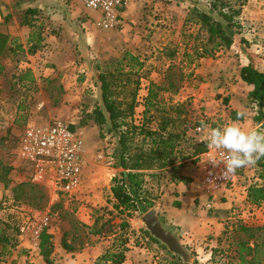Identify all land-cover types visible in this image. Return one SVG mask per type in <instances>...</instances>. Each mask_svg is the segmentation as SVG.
Returning <instances> with one entry per match:
<instances>
[{
    "label": "rangeland",
    "instance_id": "1",
    "mask_svg": "<svg viewBox=\"0 0 264 264\" xmlns=\"http://www.w3.org/2000/svg\"><path fill=\"white\" fill-rule=\"evenodd\" d=\"M25 2L28 0H0V30L11 37L9 50L0 56V264H115L103 257L124 247L128 249L125 256L129 250L138 251L133 264H185L165 245L148 237L141 222L146 212L140 210L128 217L114 208L112 184L121 171L115 156L118 136L109 134L108 127L101 130L92 113L101 101L100 71L113 70L116 60L131 52L145 63L136 124L144 120L145 99L154 85L158 90L156 107L147 116L153 119L154 128L173 120L168 130H178L184 120L193 136L200 134L198 128L208 129L203 125L228 123L230 102L236 93L232 89L243 63L240 54L226 48L197 58L196 51L201 52L203 47L211 50L213 45L208 43L206 29L190 16V9L212 12L211 0H130L123 23L114 29L95 26V12L84 10L65 28L48 29L52 36H63L65 47L61 52L44 38L46 26L27 12ZM27 21L30 24L26 25ZM238 21L239 28L233 29L237 31L235 38L242 39L248 53L264 64V0H249ZM245 94L244 90L236 93V100L242 98L255 122L264 125L258 105ZM60 122L83 141L81 186L74 193L61 191L49 180L34 182L32 165L19 153L20 137L28 128ZM182 147L187 148L186 143ZM196 159L187 162L198 166ZM163 173L145 172L144 191L155 204L160 198L161 181L174 177L171 172ZM235 173L246 185L248 181L264 184V158ZM23 182L28 186L16 191ZM229 211L232 214L224 220L214 256L204 258L190 251L196 264L240 263V243L248 240L246 234L238 232L242 226L264 235V202L260 206L233 205ZM33 213L49 217V224L37 238L19 231L22 221ZM100 214L106 215L104 233L91 235L89 227ZM43 233L51 236L54 245L50 263L41 254ZM64 236L75 248L73 252L63 248ZM29 240L35 248L28 245ZM249 242L254 246V239Z\"/></svg>",
    "mask_w": 264,
    "mask_h": 264
},
{
    "label": "trees",
    "instance_id": "2",
    "mask_svg": "<svg viewBox=\"0 0 264 264\" xmlns=\"http://www.w3.org/2000/svg\"><path fill=\"white\" fill-rule=\"evenodd\" d=\"M248 1L211 0L212 12L196 7L190 9V16H194V22L200 24L201 29H206L208 43L213 45L211 50L203 47L201 52L196 51L197 58L212 56L216 48L230 49L233 46L237 34V31L233 29L239 28L238 19ZM27 12L31 16L37 13L34 10ZM28 24L30 23L27 21L26 25ZM9 42V35L0 32V56L9 50ZM115 63L113 70L100 71L98 86L101 101L94 109L92 116L101 130L108 127L109 134L114 133L118 136L115 156L117 167L121 171L113 179L112 184L114 208L119 214L132 217L135 212L140 210L147 212L155 206V200L150 198L143 189L145 172L168 170L176 177L179 167L189 159L196 162V158L204 153L206 145L205 142H197L195 135H190L191 127L184 120L177 126L178 130H168V125L175 122L173 120L163 121L157 128L153 127V119L147 116L151 109L156 107L154 101L158 97V90L155 89V85L149 87L145 99L144 120L141 125L136 124L135 114L139 107L141 71L145 63L131 52H125L123 57ZM240 75L244 82L253 87L249 97L256 102L264 119V72L253 65H248L241 69ZM236 115V111L231 112V120H235ZM80 125L84 126L85 122ZM72 129L75 130L74 127ZM183 143H186L187 148H191L192 152L188 153L189 149L183 148ZM26 186L28 184L23 182L15 189L22 190ZM248 201L251 205L260 206L264 202V185L250 187ZM105 220V214L98 215L93 225L89 227V234L102 235L105 230L103 223ZM238 232L246 234L248 238L247 241L240 243L241 264H261L264 257V241H262L264 235H256L254 229L245 226L240 227ZM148 237L159 243L149 234ZM250 239H254V246L250 245ZM62 246L67 252L75 250L65 236L62 239ZM40 249L44 260L50 263L54 245L49 234H42ZM127 250V247H124L119 253H108L103 260L123 264ZM247 256L252 258L247 260Z\"/></svg>",
    "mask_w": 264,
    "mask_h": 264
},
{
    "label": "crops",
    "instance_id": "3",
    "mask_svg": "<svg viewBox=\"0 0 264 264\" xmlns=\"http://www.w3.org/2000/svg\"><path fill=\"white\" fill-rule=\"evenodd\" d=\"M129 1L130 0H128V7L124 16L129 10ZM23 6L27 11L34 10L37 12L33 17L40 19L38 24L46 26V32L43 33L44 38H46L48 42L53 43L54 49L58 52H61L65 47V42H61L63 36H52V34H49L48 29L58 28L60 30L61 28H65L73 18H76L85 10L78 3L73 4L71 0H28ZM92 16V20H94L96 15L93 14ZM35 22L37 23V21ZM93 23L97 26L95 20ZM0 32L8 35L6 31L0 30ZM61 33H63V31ZM241 40L235 38L234 44L230 48L232 51L230 52L237 55L240 54V61L243 63L242 68L253 65L259 71L264 72V64L260 63V59L248 53L245 44ZM240 73L241 70L236 78L238 80L236 86H233L232 91L238 93L242 90L243 93L244 90L246 93L244 96L247 97L253 90V87L241 79ZM235 95L234 97L232 96L234 100L232 99L230 102V104H232L230 112H237L244 107L245 102L242 98H240V102L237 101V95ZM263 120L264 119H262V121ZM230 121L231 118L229 115L227 122ZM256 123L254 117L249 113L248 118L242 121V126L244 128H251ZM206 135L207 131L195 135L197 142H205ZM199 157L200 156H198V158ZM148 172H162V174H165L163 172H166V174L170 173L168 170H153ZM202 178V168H200L199 165L197 166L192 162L184 163L179 167V172L176 177L161 181L159 185L160 198L156 201L155 208L159 210L164 223L177 233L182 243L188 247V249L190 248L189 251H196L201 254L200 257L209 258V256H214L215 248L218 246V241L224 231V220L230 219L229 216L232 213L229 210L231 206L237 204L249 206V188L253 185L262 186L264 184H253L251 181H248L246 185L244 184V178L241 177L233 191L227 195L228 200L226 201L225 199L221 200L220 197L212 196L202 184ZM145 187H147V180L144 182L143 189ZM261 213L264 215V211H261ZM28 245L35 248L34 242H30V240L28 241ZM136 253H138V251L129 250L123 264H133V258ZM212 261L216 260L212 258ZM236 264H241V262Z\"/></svg>",
    "mask_w": 264,
    "mask_h": 264
},
{
    "label": "built area",
    "instance_id": "4",
    "mask_svg": "<svg viewBox=\"0 0 264 264\" xmlns=\"http://www.w3.org/2000/svg\"><path fill=\"white\" fill-rule=\"evenodd\" d=\"M87 11L95 12L96 25L103 29L118 28L123 23L128 0H77ZM199 133L208 129L198 128ZM205 151L198 160L202 168V184L212 196L228 198L239 181V175L231 174L223 178V164L213 166L209 161H220L222 156L214 149H209L205 142ZM83 141L76 137L63 123L52 126L28 128L20 137L19 153L24 161H28L35 171L34 182L49 180L55 187L66 193L77 192L81 186L83 172ZM49 224L47 214L40 216L33 213L26 217L19 226L22 234L39 237L45 226Z\"/></svg>",
    "mask_w": 264,
    "mask_h": 264
},
{
    "label": "clouds",
    "instance_id": "5",
    "mask_svg": "<svg viewBox=\"0 0 264 264\" xmlns=\"http://www.w3.org/2000/svg\"><path fill=\"white\" fill-rule=\"evenodd\" d=\"M249 109L242 107L236 119L217 127H208L205 142L222 156L220 161L209 160L213 166L223 164L222 177L225 179L238 169L254 166L264 158V125L244 128L242 121L249 116ZM203 124V122H202Z\"/></svg>",
    "mask_w": 264,
    "mask_h": 264
},
{
    "label": "water",
    "instance_id": "6",
    "mask_svg": "<svg viewBox=\"0 0 264 264\" xmlns=\"http://www.w3.org/2000/svg\"><path fill=\"white\" fill-rule=\"evenodd\" d=\"M1 22L2 15L0 11V23ZM141 222L152 238L165 245L172 254L180 257L185 264H196L195 258L184 246L177 233L164 223L157 208L147 211L142 216Z\"/></svg>",
    "mask_w": 264,
    "mask_h": 264
}]
</instances>
